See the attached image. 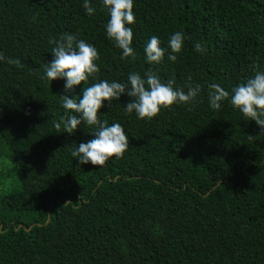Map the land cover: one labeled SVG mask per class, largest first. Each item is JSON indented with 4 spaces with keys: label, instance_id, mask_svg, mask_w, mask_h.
I'll return each instance as SVG.
<instances>
[{
    "label": "trees",
    "instance_id": "16d2710c",
    "mask_svg": "<svg viewBox=\"0 0 264 264\" xmlns=\"http://www.w3.org/2000/svg\"><path fill=\"white\" fill-rule=\"evenodd\" d=\"M84 2L0 0V53L23 64L0 61V160L12 173L0 186V264H264V134L227 100L221 110L208 100L210 83L231 92L257 63L264 71V0H134V63L107 38L102 0H88L92 16ZM65 33L98 49L99 79L152 71L184 86L191 76L203 89L195 107L149 121L125 112L127 94L106 102L100 118L122 125L129 148L103 167L81 165L71 152L93 129L57 133L53 121L60 96L83 98L84 85L41 79L49 39ZM153 35L166 49L160 65L145 57Z\"/></svg>",
    "mask_w": 264,
    "mask_h": 264
},
{
    "label": "clouds",
    "instance_id": "9594fccd",
    "mask_svg": "<svg viewBox=\"0 0 264 264\" xmlns=\"http://www.w3.org/2000/svg\"><path fill=\"white\" fill-rule=\"evenodd\" d=\"M103 8L107 11L109 19L105 25L106 36L121 50V59L135 62L136 53L133 48L134 31L131 25L136 22L134 0H102ZM83 7L88 16L95 14L96 9L85 0ZM53 45L51 52L54 59L46 63L41 79L51 82L56 79H66L65 89L68 91L83 83V98L79 96L70 98L60 96L64 115L53 125L60 133L64 131L74 133L81 123L92 128L93 139L86 143H79L71 155L80 161V164L91 163L93 166L103 167L109 160L122 159L129 148V137L120 123L101 120L100 112L105 103L110 106L113 101L127 94L131 102L125 104V112L135 113L138 119L151 121L157 117L162 109H170L174 105H189L195 107V102L202 92L199 83H192L191 76L184 86H177L175 74L163 81L158 74L149 71L142 76L133 71L129 74L127 82L109 81L99 79L100 60L98 49L76 35L65 33L56 38H50ZM184 45L182 32H175L168 40V59L176 61ZM198 53L206 54L207 48L200 43L195 44ZM146 61L152 65H160L165 58L166 49L161 46L158 36L153 35L146 43ZM17 68H23L19 58H6L0 53V61H5ZM254 75L232 87L231 92L221 85L210 83L208 85L209 106L213 110H221L224 101L241 112L245 120L255 121L264 134V71L254 65ZM35 74V72H34ZM185 88L187 89L185 91ZM255 136L248 134V139Z\"/></svg>",
    "mask_w": 264,
    "mask_h": 264
},
{
    "label": "rangeland",
    "instance_id": "374dc122",
    "mask_svg": "<svg viewBox=\"0 0 264 264\" xmlns=\"http://www.w3.org/2000/svg\"><path fill=\"white\" fill-rule=\"evenodd\" d=\"M11 164L8 160H0V172L3 173L4 179L0 183V186L4 184V186L8 187L11 185L12 173L10 171Z\"/></svg>",
    "mask_w": 264,
    "mask_h": 264
}]
</instances>
